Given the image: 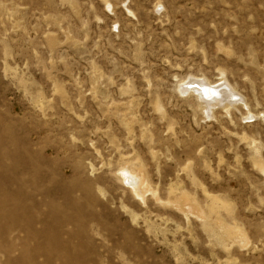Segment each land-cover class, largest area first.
Returning <instances> with one entry per match:
<instances>
[{"label":"rangeland","instance_id":"obj_1","mask_svg":"<svg viewBox=\"0 0 264 264\" xmlns=\"http://www.w3.org/2000/svg\"><path fill=\"white\" fill-rule=\"evenodd\" d=\"M0 118V264H264V0H0Z\"/></svg>","mask_w":264,"mask_h":264},{"label":"bare ground","instance_id":"obj_2","mask_svg":"<svg viewBox=\"0 0 264 264\" xmlns=\"http://www.w3.org/2000/svg\"><path fill=\"white\" fill-rule=\"evenodd\" d=\"M230 89L224 82L215 86L206 81H189L185 83L184 87L180 85V90L184 93L189 91L195 92L203 104H205L206 109L222 105L224 102L230 103V98L236 96L230 92ZM0 125H2L1 121ZM26 174L29 175L30 185L35 189L34 182L40 176V171L33 160L32 154L24 145H19L18 141L9 134L7 125L0 126V186H2L0 190L4 201V205L0 206V219L6 215L4 221L6 223H9L8 213L14 214L16 212L14 211L13 204L15 205V203H18V200H21L23 201V205H25L24 187L27 181L24 175ZM126 175V177H129L128 173ZM137 183L140 192H144L143 181L138 180ZM3 211L5 213H2ZM22 214L25 215L23 212ZM9 224H11L10 226L15 225Z\"/></svg>","mask_w":264,"mask_h":264}]
</instances>
